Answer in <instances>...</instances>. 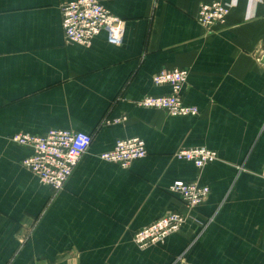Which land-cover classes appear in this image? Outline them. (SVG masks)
Segmentation results:
<instances>
[{
	"label": "crops",
	"instance_id": "1",
	"mask_svg": "<svg viewBox=\"0 0 264 264\" xmlns=\"http://www.w3.org/2000/svg\"><path fill=\"white\" fill-rule=\"evenodd\" d=\"M66 1L0 0V264H264V0H222L234 6L210 29L196 16L214 0H100L125 20L123 40L102 31L88 46L66 38ZM175 68L188 70L183 100L197 115L137 105L169 93L153 77ZM51 129L93 137L58 191L11 139ZM130 137L144 158L100 157ZM202 146L218 158L177 157ZM176 179L207 185L208 198L186 208ZM171 211L186 214L181 229L138 247L134 231Z\"/></svg>",
	"mask_w": 264,
	"mask_h": 264
},
{
	"label": "built area",
	"instance_id": "2",
	"mask_svg": "<svg viewBox=\"0 0 264 264\" xmlns=\"http://www.w3.org/2000/svg\"><path fill=\"white\" fill-rule=\"evenodd\" d=\"M234 6L233 2L214 0L201 3L196 19L210 29L225 22ZM62 26L70 42L90 45L94 37L104 31L109 43L119 45L123 40L125 20L113 14L100 0H70L61 5ZM188 70L175 68L163 69L156 73L153 81L156 85H169L171 91L161 95H148L137 101V105L146 108L161 109L171 116H195L198 109L185 104L183 89ZM126 115L107 118L106 123H121ZM18 145L31 149V154L22 160L24 167L38 176L40 181L53 190L62 189L78 165L82 155L92 142V135L86 132H74L63 129H51L40 134L16 133L11 137ZM148 154L145 141L140 137L117 140L114 148L100 154L107 161L129 167L135 160ZM177 157L193 162L198 168L215 161L218 153L208 147L182 148ZM170 191L177 195L182 204L193 209L201 205L209 196L210 188L198 181L176 179L170 185ZM187 216L181 211H171L150 224L136 229L133 233L135 244L140 248L158 244L175 232H178Z\"/></svg>",
	"mask_w": 264,
	"mask_h": 264
},
{
	"label": "water",
	"instance_id": "3",
	"mask_svg": "<svg viewBox=\"0 0 264 264\" xmlns=\"http://www.w3.org/2000/svg\"><path fill=\"white\" fill-rule=\"evenodd\" d=\"M262 62L264 63V56H263V58H262Z\"/></svg>",
	"mask_w": 264,
	"mask_h": 264
}]
</instances>
